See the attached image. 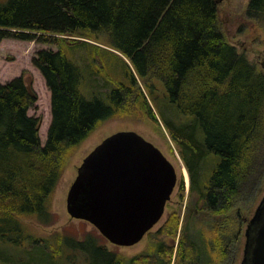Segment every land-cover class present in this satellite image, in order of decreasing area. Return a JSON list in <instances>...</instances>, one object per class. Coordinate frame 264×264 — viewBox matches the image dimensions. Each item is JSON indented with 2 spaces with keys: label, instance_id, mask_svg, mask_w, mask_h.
Segmentation results:
<instances>
[{
  "label": "trees",
  "instance_id": "trees-1",
  "mask_svg": "<svg viewBox=\"0 0 264 264\" xmlns=\"http://www.w3.org/2000/svg\"><path fill=\"white\" fill-rule=\"evenodd\" d=\"M217 7V0L0 2V42L46 46L32 65L48 88L51 113L42 137L41 119L30 115L36 94L23 77L0 82L1 245L23 251L30 243L23 218L53 223L52 197L68 160L99 124L123 114L131 97L160 125L137 75L151 84L150 100L181 149L192 191L217 214L234 207L263 147L264 73L229 44ZM247 15L264 22V0H250ZM103 34L106 47L94 44ZM179 218L149 233V252L128 260L93 237L61 238L56 249L35 239L26 253L42 248L44 264H58L67 248L90 264H204L198 242L187 230L179 235Z\"/></svg>",
  "mask_w": 264,
  "mask_h": 264
},
{
  "label": "rangeland",
  "instance_id": "rangeland-1",
  "mask_svg": "<svg viewBox=\"0 0 264 264\" xmlns=\"http://www.w3.org/2000/svg\"><path fill=\"white\" fill-rule=\"evenodd\" d=\"M7 1L0 0L2 3ZM249 3L250 0H221L217 7L218 23L229 44L234 46L240 54L245 55L260 73H264V22L262 18L248 17ZM108 42V38L103 34L97 36L96 42L93 43L106 47ZM44 48L46 46L13 40L0 42V82L6 83L15 77H23L26 85L36 94L37 102L30 111V115L41 119L40 135L42 137L46 136L51 121L50 95L44 79L32 65V58L38 50ZM125 59L135 72L130 60L126 57ZM137 80L138 87L149 100L160 125L151 122L144 111L139 110L132 97L123 114L99 124L75 149L68 160L52 197L53 223L44 225L33 218H23L22 226L27 231L26 234L33 235L34 238L29 239L30 243L22 246L23 251L16 246L11 247L0 243V264H44L42 248L38 249L36 254L26 253L32 250L31 244L35 239L47 240L50 246L56 249L61 238L83 241H86L88 237L98 238L101 244L126 260L142 252H149L153 243L148 235L135 246H115L105 239L94 225L85 220L74 219L67 212L68 193L84 159L107 137L123 131L137 132L154 144L173 164L177 172V187L166 205L162 220L150 233L159 231L173 215H177L180 217L179 235L182 230L184 232L187 230L191 238L198 242L199 251L204 255V260H201L204 264H241L248 221L252 219L264 198V141L261 142L260 145L263 147L257 154L255 176L247 179L242 186L241 198L227 214L210 211L200 195L191 189L190 171L183 160L181 149L172 139L156 105L150 100L148 87L151 84L143 81L138 75ZM183 183H185L184 188H182ZM168 242L171 243L169 240ZM177 246L178 241L174 260L177 258ZM224 250H226L225 254ZM5 251L11 252V255L6 254ZM58 264H90V262L78 249L67 248Z\"/></svg>",
  "mask_w": 264,
  "mask_h": 264
},
{
  "label": "water",
  "instance_id": "water-1",
  "mask_svg": "<svg viewBox=\"0 0 264 264\" xmlns=\"http://www.w3.org/2000/svg\"><path fill=\"white\" fill-rule=\"evenodd\" d=\"M177 182L175 167L160 149L137 132H117L78 168L67 212L94 225L113 245L132 247L162 220ZM245 237L241 264H264V198Z\"/></svg>",
  "mask_w": 264,
  "mask_h": 264
}]
</instances>
